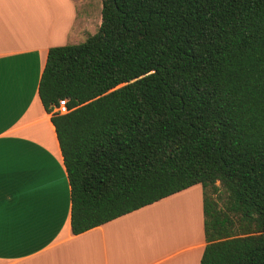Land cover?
Here are the masks:
<instances>
[{
  "label": "trees",
  "instance_id": "obj_1",
  "mask_svg": "<svg viewBox=\"0 0 264 264\" xmlns=\"http://www.w3.org/2000/svg\"><path fill=\"white\" fill-rule=\"evenodd\" d=\"M38 95L73 234L199 184V264H264V0H101Z\"/></svg>",
  "mask_w": 264,
  "mask_h": 264
},
{
  "label": "crops",
  "instance_id": "obj_2",
  "mask_svg": "<svg viewBox=\"0 0 264 264\" xmlns=\"http://www.w3.org/2000/svg\"><path fill=\"white\" fill-rule=\"evenodd\" d=\"M91 1L0 0V264H199L202 195L199 228L187 239L159 215L188 189L71 231L70 186L38 83L48 49L85 36L92 3L101 8Z\"/></svg>",
  "mask_w": 264,
  "mask_h": 264
},
{
  "label": "rangeland",
  "instance_id": "obj_3",
  "mask_svg": "<svg viewBox=\"0 0 264 264\" xmlns=\"http://www.w3.org/2000/svg\"><path fill=\"white\" fill-rule=\"evenodd\" d=\"M100 13V6L93 2L90 8L91 19L85 27V36H81L78 42L85 41L88 35L94 34L97 31L100 24ZM186 189H188V191L172 197L174 199L171 201L168 200L169 202L166 201L165 203H162L159 209V215L162 216L161 218H164V221L167 223L166 226H168V223H170L171 220L175 221L179 227L178 232H180L182 238L185 239H187L189 231L196 232V228H199L198 219L201 220L202 216L199 210V206H201V186L196 184ZM163 230H165L166 233L168 231L166 227H163ZM172 230L169 232H173L177 235L178 232Z\"/></svg>",
  "mask_w": 264,
  "mask_h": 264
},
{
  "label": "built area",
  "instance_id": "obj_4",
  "mask_svg": "<svg viewBox=\"0 0 264 264\" xmlns=\"http://www.w3.org/2000/svg\"><path fill=\"white\" fill-rule=\"evenodd\" d=\"M54 111L59 114H64L68 112L67 103L65 100H59L58 104L54 107Z\"/></svg>",
  "mask_w": 264,
  "mask_h": 264
}]
</instances>
